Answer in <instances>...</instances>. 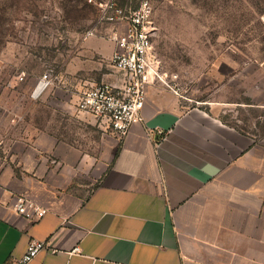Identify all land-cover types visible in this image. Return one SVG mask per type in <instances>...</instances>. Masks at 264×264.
Returning <instances> with one entry per match:
<instances>
[{
	"label": "crops",
	"instance_id": "0c3cea01",
	"mask_svg": "<svg viewBox=\"0 0 264 264\" xmlns=\"http://www.w3.org/2000/svg\"><path fill=\"white\" fill-rule=\"evenodd\" d=\"M217 108L157 82L99 152L38 128L0 135V264L31 239L47 248L26 264H264V135ZM19 194L48 211L19 214Z\"/></svg>",
	"mask_w": 264,
	"mask_h": 264
},
{
	"label": "rangeland",
	"instance_id": "374dc122",
	"mask_svg": "<svg viewBox=\"0 0 264 264\" xmlns=\"http://www.w3.org/2000/svg\"><path fill=\"white\" fill-rule=\"evenodd\" d=\"M101 1L0 0V135L38 128L99 152L109 129L78 103L88 87L120 77ZM152 2L163 79L186 104L218 107L223 121L264 135V0ZM90 29L96 34L88 37ZM46 72L53 83L34 93Z\"/></svg>",
	"mask_w": 264,
	"mask_h": 264
},
{
	"label": "built area",
	"instance_id": "2783aa9c",
	"mask_svg": "<svg viewBox=\"0 0 264 264\" xmlns=\"http://www.w3.org/2000/svg\"><path fill=\"white\" fill-rule=\"evenodd\" d=\"M99 21L112 25L108 37L115 43L111 56L112 64L120 77L114 81H104L88 87L82 93L78 106L84 112L96 116L111 133L121 138L134 123L143 119V108L150 84L163 82L159 65L153 57L155 35L154 4L152 0H140L137 6L119 5L116 0L99 2ZM120 26H123L120 28ZM96 34L90 29L86 36ZM22 72L18 80L25 79ZM53 83L51 73H44L36 82L34 93H42ZM0 138V145L2 144ZM14 210L29 219L35 220L45 215L48 208L26 195H17ZM43 240L31 239L26 252L16 264H26L41 250L46 249ZM55 251V249H50ZM75 250L79 251L76 247Z\"/></svg>",
	"mask_w": 264,
	"mask_h": 264
}]
</instances>
